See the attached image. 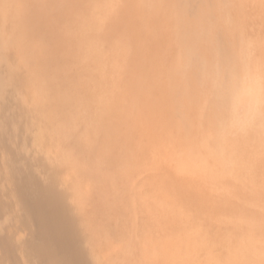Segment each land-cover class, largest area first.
Masks as SVG:
<instances>
[{"label":"rangeland","instance_id":"1","mask_svg":"<svg viewBox=\"0 0 264 264\" xmlns=\"http://www.w3.org/2000/svg\"><path fill=\"white\" fill-rule=\"evenodd\" d=\"M174 2L73 0L67 16L54 19L51 9L38 16L39 31L58 35L56 47L65 40L62 52L71 36L82 52L45 70H22L35 103L51 104V114L35 116L40 123L30 136L39 151L58 157L64 125L76 119L83 194L68 193L72 213L61 214L51 202L23 214L19 182L7 172L9 150L0 146V183L7 186L0 184V201L13 198L1 202L0 264H264V138L218 134L222 115L196 75L201 70L181 69L185 52L172 15L184 0ZM217 3L240 71L250 66L252 74H264V0ZM49 37L34 43L45 59L53 52L49 44L60 50ZM74 72L76 78L64 80ZM199 79L205 90L196 86ZM77 173L68 165L60 177ZM32 174L46 194L44 173Z\"/></svg>","mask_w":264,"mask_h":264},{"label":"bare ground","instance_id":"2","mask_svg":"<svg viewBox=\"0 0 264 264\" xmlns=\"http://www.w3.org/2000/svg\"><path fill=\"white\" fill-rule=\"evenodd\" d=\"M70 1L73 0H31V1L0 0V146H3V148L5 147V149L9 150L8 151L9 153L7 152L9 154L8 156L9 160L7 161L8 164L7 172H9L8 173L10 175L9 177L12 176L16 177L14 181L17 180L19 182L20 189L18 194L21 203L19 206L22 207L23 214L25 211H27V214H29L28 211L34 210L40 205H49L48 203L51 202L56 203L54 207L57 206L61 209V211H63L60 212L61 214L68 211L71 212L73 210L72 206L70 205L71 206L70 208L69 205H67L68 202L66 203L68 195L71 194V191L77 194L83 191V186L81 184L83 183V181H81V179L83 178L81 176L83 174V171L80 170V167L82 166L81 163L83 162L82 159H80L79 157V150H78L79 147L73 144V138H72V135L78 129V123L76 122V119L69 120L64 125L63 131L60 135V137L63 140L62 142L63 151L58 157L50 149H48L49 151L47 150V152L45 153L43 152V150L39 151L38 145L36 144L35 141L33 142V139L31 138L30 134L32 133L33 126L40 123L39 119L35 116L40 114L41 116L45 117L46 113L51 114L50 109L47 108V106L51 104L49 105L36 104L35 97L27 89L26 84L23 82L24 80L22 76V70L24 69L25 66L27 67V69L29 68V70H32L33 68H41L45 70L47 69V65L50 63H60L64 61L63 57L65 58L69 52H70L69 56L71 54L73 55L81 54L82 52V49H80L81 47L76 45L78 43L81 44V42L78 41V43L75 44V42L70 40L71 38H75V36L74 37L71 36L70 39L68 37L69 40H66L65 42L68 45V47L67 50L64 52L61 51L60 47L62 44H64L63 42L65 40H62L59 43L56 41L58 45H60V47L57 46L59 47L60 50L49 48L51 47L50 46L51 44H49L48 48L46 46V50L47 49L53 50V52L49 50L51 54L50 56L46 57V59L45 56L39 54V52L41 53L42 51H37L36 48L39 46L36 47V45L34 44L35 42L41 44L43 43L44 39L50 36L46 31H42V30L39 31L40 23L38 22V16H42L46 9H51L54 19L60 18L64 15L67 16L70 11V6H71L69 4ZM171 1L174 2V0ZM217 2L218 0H184L183 2L184 4L182 3L184 5L182 7V11L179 13L177 12V9L178 11L180 10L178 7L179 6L178 5L179 2H178V4H176L178 8L175 11H173L172 16L173 17L174 15L177 16L174 17L173 20L176 27H179L178 28L179 36H177L178 38L176 37V39H178L180 42L178 44L179 47L181 46V49H183L185 52V53L182 52L185 55V59H184L185 64H183L182 66L180 65L181 69L183 66L184 68L186 67L187 69L186 73L188 72L189 74H191L189 71H191L193 68L197 69V71L199 70V73L201 70L202 74L198 75L197 71H195V73L197 72L196 74L197 77L201 76V81L203 80V84L205 85V87L206 86L208 87V90L211 93L210 96H208L207 98L209 99V97L211 96L213 97L216 103L213 104L217 106V112H219L222 115L220 116L223 117L224 109H225V95L227 89L236 77L242 75V71H240V68L238 67L239 65L238 62L240 60L238 61L236 49H234L231 40H229L228 38V36L230 35L229 28H227L226 26L224 27L219 26L221 21V16L219 14ZM174 8H176L175 5ZM176 12L178 14H176ZM195 20L197 23L199 22L197 27H195L193 23ZM55 33L58 34V32ZM41 36L44 37L46 36V38L44 39L42 38L41 39L43 40L42 42L36 41L37 38L38 40H40ZM54 37L52 39L51 37H49V39H51V41L53 42ZM54 43L55 42H53L52 45H54ZM74 45H76L78 48V51L75 53L71 51V46ZM53 47L56 46L54 45ZM43 55H45L44 52ZM183 58L184 56L182 57L181 61L183 60ZM241 58L244 59L243 57ZM240 62H242V60ZM248 66L249 65H246V67ZM246 69L248 70H246L245 72L251 73V71H253L251 70L250 66L249 68ZM78 74L79 72L77 73L74 72V74H69L64 78V80L65 81L72 80L76 78ZM254 75L260 77L262 89H264V74L262 73L259 75V73L258 74L254 73ZM197 77H195V79ZM45 81H46V83L44 84L45 89L50 90V88L53 86L52 83L54 82L49 77H47ZM198 84L196 86L198 87L200 86L201 88H204L201 86L202 85L201 82L199 85ZM194 88L199 89L197 87ZM202 90H205V88ZM202 90L199 89V91ZM208 90L206 88L205 95L200 94V96L201 95L205 96L204 97L205 99L206 95H208L207 94ZM199 91L197 93H201ZM262 96H264V90H262ZM211 98L210 100H213ZM206 104L208 105V103ZM208 112L212 113L209 110ZM261 113L262 114L257 120L256 125L253 127V129H251L247 134H245L247 135V137L251 138L253 135L254 136L259 135L260 137L264 138V107H262ZM77 114L80 115V113ZM80 118L82 117L80 116ZM80 118L78 117V121ZM242 137L245 136L242 135ZM28 146H31V150L29 153H27L29 155L25 156L23 154V151ZM40 152H43L44 153V154L42 153L43 155L47 154L45 155L46 158L44 156L43 159L39 154ZM91 154H94V152L92 153L91 151ZM118 158L122 159L121 157ZM91 161L93 160H90L89 162ZM105 164H107L106 161ZM68 165H73L76 167L78 172L77 178H75V176L72 177V179L60 177L61 175L60 172L63 169H65V167ZM37 170H39L40 172L42 171L45 175V177L44 178L42 177L43 179L41 180L47 179L46 181L48 182L47 185L48 184L50 185V189H46L47 191L50 190V192L44 190L46 194H43V192L38 188L37 184L39 183L35 182V179L38 177L36 176V174H40V173L32 174V172ZM4 171L6 172L5 169ZM33 175L36 176L35 179ZM7 176L5 177L7 178ZM2 177H0V179ZM9 177L8 179H10ZM3 188L6 189L7 186L5 187V185L3 184ZM2 192H0V194H2ZM81 193L83 194V192ZM82 194L80 195L82 196ZM3 196L4 194H2V198ZM19 198L17 199L19 200ZM12 199L13 198L8 200L11 202ZM5 200L2 199V201H0L1 210L4 209L1 207V205L4 204ZM9 201L5 202V204L6 203L8 204ZM1 202L3 203L1 204ZM2 214L4 213L2 212ZM2 214H0V216ZM10 216L7 218H10ZM13 217L15 218V215ZM17 217L19 218L20 216ZM0 226L2 230H5V227L3 228L1 223ZM0 243H2V237H0ZM6 248L7 251H9V253H13L15 246L13 245V243L9 242L6 244Z\"/></svg>","mask_w":264,"mask_h":264},{"label":"clouds","instance_id":"3","mask_svg":"<svg viewBox=\"0 0 264 264\" xmlns=\"http://www.w3.org/2000/svg\"><path fill=\"white\" fill-rule=\"evenodd\" d=\"M259 76L246 72L236 77L225 95L224 115L218 124L221 137L245 135L256 125L264 107Z\"/></svg>","mask_w":264,"mask_h":264}]
</instances>
